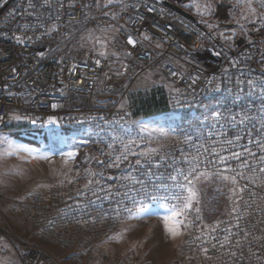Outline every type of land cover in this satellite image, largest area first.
Returning <instances> with one entry per match:
<instances>
[{
    "label": "rangeland",
    "instance_id": "rangeland-1",
    "mask_svg": "<svg viewBox=\"0 0 264 264\" xmlns=\"http://www.w3.org/2000/svg\"><path fill=\"white\" fill-rule=\"evenodd\" d=\"M180 1L179 4L206 21L207 28L215 27L216 31L211 39L203 43L202 55L193 52L194 58L164 54L160 40L147 36L145 43L156 48L157 70L143 72V81L138 82L137 87H141L142 83L146 87L142 90L163 88L168 94L177 96L179 90L176 84L163 76L164 67L173 56L185 71L203 69L205 74L210 72L213 75L214 71L221 68L231 74L238 68V72L243 74L244 68H239L237 58L242 55L247 57L248 52L251 57L253 48L264 52L248 38L246 32H240L241 25H236L244 24L246 30H254L255 26L262 25L256 18L264 12V9L259 8V0H254L253 6L257 7L255 16L239 0H223L222 4L226 7L220 15L219 11L216 12L220 0ZM197 4L200 5L199 10L195 6ZM205 4L211 6L210 10H204ZM131 11L132 8L124 0H98L72 37L53 34L50 38L53 50H64L76 55L98 46L100 54L105 52L102 56L109 57V70L115 76V83L124 86L125 90L106 91L100 84L95 92L97 105H124L131 101L130 89L135 79L122 70L121 58L128 57L129 53L118 41V19ZM245 16L248 19H244ZM97 18L102 22L94 24L92 21ZM233 32L235 35L230 41L220 35L224 33L228 36ZM240 36L244 39L242 44H238ZM250 37L255 38L252 34ZM99 41L105 42L103 47ZM193 45H186L185 48L192 50L196 47L195 43ZM216 52L221 55L217 56ZM224 77L219 78L222 81H236L238 78ZM246 77L242 75L241 78L248 81L249 77ZM195 78L198 80V74ZM199 80L200 89H203L207 80L200 76ZM254 83L264 84V77ZM218 109L213 100L207 103L205 110L211 118L209 123L199 124L195 122V115L194 122H187L184 117L185 112L188 114L189 111L198 115L199 109L180 103L165 111L133 118L121 129L111 132L95 130L90 135L84 130L63 128L56 132H35L29 131L24 124L17 129L2 126L0 137L22 148L18 153L7 155L6 152L11 149L7 143H0V211L23 239L43 247L61 264H264V173L260 172L264 162L260 161L261 156L256 157L259 161L246 159L245 155L240 160L229 159L226 164L235 171L225 172V164L219 163V156H215L222 146L221 141L209 140L207 135L205 140L194 138L217 128L214 114ZM220 116L222 120L227 119L222 114ZM239 117L236 118L240 122L243 118ZM188 128L192 134H187ZM188 136L190 139L186 140ZM200 144H204L209 151L199 149L198 171H208L212 175L207 180L201 177L197 182L199 203H194L189 210L179 235L173 236L168 232L163 219L168 214L167 210L159 206L162 203L159 196H151V192H157L153 189L149 197L125 204V212L119 217H112L111 209L115 205L110 203L107 208L111 213L109 221L97 217V211L101 208L96 210V205L83 211L88 210L86 217L80 215L74 219V216L68 218L69 215L63 214L62 220L55 216L51 218L46 213V220H20L11 210L19 199L38 193L47 199H51L54 193L60 195L61 199L76 198L79 191L86 188L91 177L93 182H104L113 177L124 178L119 182L124 186V192H120L126 199L129 194L125 193L137 192L131 187V178L136 176L138 160L139 166L172 168L173 176H176L178 170L188 171L191 164L185 160V156H196ZM96 145L98 148H95ZM213 147L217 149L216 153L211 152ZM152 149L156 151L152 152ZM68 152H75V157H67L65 154ZM121 153L126 154L128 159L117 161L116 157ZM224 155L228 156L229 153ZM245 161L249 162L248 168H240V164ZM218 170L229 176L243 172L244 177L251 179L237 176V183L233 184L230 180H223L217 174ZM178 180H182V177L178 176ZM81 206L79 204L78 211ZM141 208L147 211L141 212ZM196 208L200 209L199 213ZM0 264H25L21 245L11 238L0 237Z\"/></svg>",
    "mask_w": 264,
    "mask_h": 264
},
{
    "label": "built area",
    "instance_id": "built-area-1",
    "mask_svg": "<svg viewBox=\"0 0 264 264\" xmlns=\"http://www.w3.org/2000/svg\"><path fill=\"white\" fill-rule=\"evenodd\" d=\"M97 1L48 0L45 3V0H0V127L8 124L13 115L26 117L24 119L30 122V128L35 132H56L63 128L84 130L88 134L95 130L111 132L126 127L133 121L136 105L132 100L124 105L95 104V92L100 84L106 91L125 90L124 86L115 83V76L109 70L111 61L109 57L100 54L98 46L83 51L81 55L51 49L49 36L54 33L65 38L72 37ZM124 1L132 11L122 14L118 19V41L129 53L128 57L121 58V67L123 72L135 79L130 93L146 88L142 83L141 87H137V83L143 81V72L157 70L156 48L145 43V35L157 37L164 54H177L185 58H192L194 51L197 55H202L205 46L203 43L212 38V33L206 28L158 0ZM92 22L95 24L102 21L97 18ZM24 25L28 27L25 28ZM128 36L137 41L135 46L127 43ZM17 37L21 39L17 40ZM193 43L196 47L192 50L185 48ZM253 52L251 57L248 52L247 57L242 55L236 60L239 68H244L243 74L238 72V68L231 74L221 68L214 71L213 75L208 71L205 74L203 69L196 72L185 71L174 56L164 67V78L175 83L179 90L177 96L166 92L169 108L180 103L198 108V115L193 111L188 114L185 112V120H196L195 122L204 124L211 118L207 116L209 114L205 107L213 100L219 108L217 112L222 117H227L222 120L221 116H215L217 128L194 138L205 140L207 135L209 140L222 142L241 136L239 141H234L236 146L221 144L219 153L214 154L216 157L226 152H244L245 148L252 153H244L246 159L259 161L256 157L264 156V149L259 146L264 144V84L248 83L249 80L255 82L264 77V52H259L256 48H253ZM97 60L99 64L96 63ZM196 74L198 80L195 78ZM223 75L238 78L236 81H222L219 77ZM242 75H247L249 80L243 81ZM199 76L207 80L203 89H200ZM53 104L59 107L53 108ZM53 116L56 117V122L47 123L49 117ZM238 116L245 119V122L240 123ZM33 120L36 122L33 123ZM187 134H192L190 128ZM222 147L228 150L221 152ZM95 148H98L97 145ZM165 168L137 164L135 181L142 183L132 181L131 187L137 189V192L125 193L129 194L126 198L128 201L120 192L124 186L119 181L124 178L113 177L104 182H93L91 177L86 188L79 191L76 198L61 199L60 195L54 193L51 199H47L38 193L19 199L11 210L20 220H46L45 213L51 218L55 216L62 220L63 214L69 215L68 218L74 216V219L80 215L86 217L88 210L83 211L96 205V210L101 208L97 211V217L107 218L109 221L111 213L107 208L110 203L115 205L111 209L112 217H119L125 212V204L149 197L151 189L157 191L151 192L152 197L163 198L170 195L168 190L175 183L170 179L173 169ZM49 200L52 202L49 203ZM79 204L82 205L80 211ZM0 237L11 238L21 245L25 264H61L43 247L23 239L1 211Z\"/></svg>",
    "mask_w": 264,
    "mask_h": 264
},
{
    "label": "snow or ice",
    "instance_id": "snow-or-ice-1",
    "mask_svg": "<svg viewBox=\"0 0 264 264\" xmlns=\"http://www.w3.org/2000/svg\"><path fill=\"white\" fill-rule=\"evenodd\" d=\"M48 0H45V3H47ZM109 2H111V0H109ZM240 3L244 4L247 9L248 12L255 16L257 13V7H254V0H239ZM197 7V9H200V5L197 4L195 5ZM210 5L209 4H205L204 5V10L208 11L210 10ZM259 8L264 9V0H259ZM258 20L261 21V24L264 25V12H261L259 16L256 17ZM244 19H248L247 16L244 17ZM25 28L28 27V25H24ZM220 35L227 41H230L232 39V36L235 35V32H233L231 35L225 36L224 33H220ZM20 37H17V40H20ZM144 39H148L147 35H145ZM99 43L101 44V46L103 47L105 42L104 41H99ZM127 43L135 46L137 44V41L134 40L131 36L127 37ZM105 52H101V55H105ZM217 56L221 55L220 52H216L215 53ZM41 55H43V53H41ZM97 64H99V60L96 61ZM233 63H236V61H233ZM73 68H75V65H73ZM173 75H176L175 72L172 73ZM209 83H211V81H209ZM249 85H253V81L249 80L248 81ZM53 108L59 107V105L53 104L52 105ZM216 117H220V113L216 112L214 114ZM16 119H22V117H15ZM26 118V117H23ZM234 119V118H233ZM33 123H35L36 121L33 120ZM56 122V117H49L47 123H54ZM240 123H244V120L242 119L240 121ZM161 132H164L163 129H160ZM165 135H167L166 132H164ZM209 135H211V133H209ZM190 139V138H186ZM241 139L240 135L235 136L234 140L233 139H227L222 141L221 143L223 145H228V146H236L234 141H239ZM0 143H7L9 149H11V151H7L6 154L7 155H12L14 153H18L22 146H17L15 145L13 142L8 141L6 138L4 137H0ZM249 143H252L251 140H249ZM261 149H264V144H260L259 145ZM111 147V146H110ZM127 147V146H125ZM203 149L205 152H208L209 149L206 148L204 146V144H200L197 146V150H198V154L196 156H192V157H188L185 156V160H189L190 161V168L188 169V171L185 173L184 170H178V173L176 176H171L170 179L173 180L175 183L172 186V189H170L171 194L168 196H165L162 199V203L159 205L161 208H164L167 210V215H165L163 217L164 221H165V225L166 228L168 230V232L173 235H179L180 234V228L181 225L185 223L186 217L188 215V212L190 209L193 208L194 203L198 204L199 203V191L197 189V182L200 181L201 177H203L205 180H207L212 173L208 172V171H198L200 168V156H199V149ZM27 150V149H24ZM226 148H221L220 151H226ZM152 152H155V149L151 150ZM212 153H216L217 149L215 147H213L211 149ZM244 153H247L249 155H252L251 151L247 148L244 149V152H230V154L228 156L225 155H220L219 156V163L221 164H225V172L226 171H235V169H230V166H228L226 164V161H228L229 159H235V160H240V158L244 155ZM65 155H67V157L69 158H73L75 157L76 153L75 152H68ZM142 155H148V153H143ZM121 159L127 160L128 156L124 153H121L120 156L116 157L117 161H120ZM260 161L264 162V156L260 157ZM140 161H137V164H139ZM115 166V165H113ZM240 168L245 169L248 168V164L247 162H242L240 164ZM260 172L264 173V168L260 169ZM220 175V177L223 180H230L233 184L237 183V176H241L244 177V173L243 172H237L236 175H225L224 172H219L218 173ZM178 176L182 177V180H178ZM246 179H251V177H244ZM135 181V178H131ZM136 183H142L141 181H135ZM162 187H167V186H163ZM235 191V189L233 190ZM241 192L244 191L243 188L240 189ZM141 212H146L147 209L145 208H141L140 209ZM200 209L196 208V212L199 213ZM225 240H227V237H225ZM207 251V249H205V252Z\"/></svg>",
    "mask_w": 264,
    "mask_h": 264
},
{
    "label": "trees",
    "instance_id": "trees-1",
    "mask_svg": "<svg viewBox=\"0 0 264 264\" xmlns=\"http://www.w3.org/2000/svg\"><path fill=\"white\" fill-rule=\"evenodd\" d=\"M222 1L223 0H220L219 4H217L216 12L219 11V15L221 14L223 10H225V7H226L225 4H222L223 3ZM236 25H241L240 32H243V33L246 32V34H248L249 36L248 38H250L251 41L258 44V46L264 50V25H258L254 30H250V29L246 30V26L244 24L237 23ZM206 29L212 34L216 31L215 27L213 29L212 28H206ZM251 31H254V32H251ZM251 34L254 35L255 38L254 37L251 38L250 37ZM51 36H49L48 38L49 40ZM78 54L81 55L82 52ZM131 97H132L131 100L136 105V109L133 112L134 118H138L140 115H150L158 111H165L169 108V106L167 105L166 91L163 88H150V89L134 92L132 93ZM15 117H18V116L13 115V117H11L10 122L6 125L12 126L17 129V128H21V125L24 124L25 127H27L29 131H32V129L30 128V122L28 120L24 118L16 119ZM230 187L232 188V186Z\"/></svg>",
    "mask_w": 264,
    "mask_h": 264
},
{
    "label": "water",
    "instance_id": "water-1",
    "mask_svg": "<svg viewBox=\"0 0 264 264\" xmlns=\"http://www.w3.org/2000/svg\"><path fill=\"white\" fill-rule=\"evenodd\" d=\"M161 2H162L164 5L168 6V7H171V8H173V9H176V10L179 11L180 13L184 14L185 16H187L188 18H190L191 20H193L194 22L197 21L196 17H195L193 14H191L190 12H188L187 10H185V9H184L183 7H181L180 5L175 4V3H173V2H170V1H168V0H161ZM243 41H244L243 37L240 36V37L238 38V44H242Z\"/></svg>",
    "mask_w": 264,
    "mask_h": 264
},
{
    "label": "flooded vegetation",
    "instance_id": "flooded-vegetation-1",
    "mask_svg": "<svg viewBox=\"0 0 264 264\" xmlns=\"http://www.w3.org/2000/svg\"><path fill=\"white\" fill-rule=\"evenodd\" d=\"M160 2H161V0H159ZM168 1H170V2H173V3H175V4H178V5H180L181 7H183L181 4H179L181 1L180 0H168ZM179 2V3H178ZM185 10H187L188 12H190L191 14H193L195 17H196V19H197V21L196 22H194L193 20V22L195 23V24H197V25H200V26H202V27H204V28H207L206 27V21H202V18H200V17H198L196 14H194V13H192L191 11H189L188 9H186L185 7H183ZM257 26H255V28H256Z\"/></svg>",
    "mask_w": 264,
    "mask_h": 264
}]
</instances>
